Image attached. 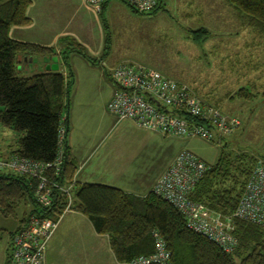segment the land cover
Masks as SVG:
<instances>
[{"label": "rangeland", "instance_id": "obj_1", "mask_svg": "<svg viewBox=\"0 0 264 264\" xmlns=\"http://www.w3.org/2000/svg\"><path fill=\"white\" fill-rule=\"evenodd\" d=\"M48 1L35 0L33 15L43 16ZM59 2L66 4V0ZM220 2L215 0L216 11L207 22L209 36L201 45L194 42L192 35L203 28L193 17L197 10H182L181 5L177 10L173 0H165L153 15L135 14L120 2L99 14L105 33L100 52L103 66L100 60L101 65L90 71L79 56H71L69 61L75 76L69 96L71 141L84 157L93 155L85 173L93 174L95 182L148 195L149 188L153 189L159 176L182 151L194 153L213 167L226 144L230 151L264 162V36L248 27L227 1H223L226 8ZM68 4L69 8L58 6L60 10L53 12L63 15L64 24L77 15H89L83 7L85 1L70 0ZM90 17V23L94 22V17ZM33 32L36 31L26 35ZM42 59L30 58L19 67L20 76L47 73L48 66H43ZM121 64L150 68L186 85L204 103L239 119L241 128L224 141L209 144L200 139L165 138L142 131L130 121L117 124L107 106L114 92L110 72ZM62 67L60 72L71 78L70 68L65 64ZM87 71L91 79H87ZM246 88L254 96L249 101L239 96V91ZM12 135L4 148L15 150L17 135ZM4 154L0 150V159ZM32 211L31 205H22L12 218L0 216V264H6L9 240L19 222L29 218ZM64 217L85 220L82 215ZM79 229L83 230V225L70 227L68 235L62 231V236L59 234L54 243H49L46 264H72L70 253L80 246L76 243ZM82 238L88 239L86 235Z\"/></svg>", "mask_w": 264, "mask_h": 264}, {"label": "trees", "instance_id": "obj_2", "mask_svg": "<svg viewBox=\"0 0 264 264\" xmlns=\"http://www.w3.org/2000/svg\"><path fill=\"white\" fill-rule=\"evenodd\" d=\"M158 1L156 10L147 15L162 8L164 0ZM226 1L248 27L264 36V0ZM31 5L32 0H0V133L10 130L17 135L15 150L9 147V154L2 158L21 156L53 164L60 152L61 130L65 129L61 170L57 176L55 171L51 172L49 177L59 186L67 187L78 173V164L68 143L69 96L75 84L70 56L77 54L93 65L100 61L93 60L78 42L68 39L64 42L67 48L62 56L64 64L70 68L71 78L67 79L60 72L21 77L19 67L25 59L58 56L52 48L16 42L10 37L13 28L31 25L27 16ZM125 5L133 13L140 14ZM192 35L194 42L201 45L207 40L209 31L202 29ZM239 96L246 101L254 97L247 89L239 91ZM259 161L249 154L230 151L226 144L220 149L217 163L197 184L191 199L213 213L232 217ZM37 187L36 180L0 173V216L12 218L20 206L33 207L29 218L19 222L17 230L36 216L59 221L65 215L67 196L54 189L53 205L44 209L36 202ZM71 212L86 217L98 235L109 238L112 252L121 264L155 254L154 232L166 242L172 264H264V229L233 219L238 248L235 253L226 254L207 238L189 231L184 217L152 191L145 197H137L113 187L76 183ZM7 264H11L10 254Z\"/></svg>", "mask_w": 264, "mask_h": 264}, {"label": "built area", "instance_id": "obj_3", "mask_svg": "<svg viewBox=\"0 0 264 264\" xmlns=\"http://www.w3.org/2000/svg\"><path fill=\"white\" fill-rule=\"evenodd\" d=\"M111 2L125 3L140 14H150L159 5L158 0H86L98 14ZM110 77L115 93L107 109L117 124L130 121L145 132L166 138L200 139L209 144L231 137L242 126L239 119L204 103L189 87L156 70L121 64L110 72ZM65 134V129H62L60 152L55 163L45 164L21 156L2 158L0 173H13L36 180V202L44 209L52 207L54 189H58L68 199L66 214L71 211L76 181L61 187L49 177L51 172L55 171L57 176L61 170ZM211 168L194 153L182 151L157 180L152 192L184 217L189 231L207 238L226 254H233L238 248L233 219L264 229V162L260 160L255 166L232 217L213 213L191 199L197 184ZM60 221L36 216L18 229L11 239V264H46L48 245ZM154 239L155 254L139 257L128 264H172L164 239L157 232H154Z\"/></svg>", "mask_w": 264, "mask_h": 264}, {"label": "crops", "instance_id": "obj_4", "mask_svg": "<svg viewBox=\"0 0 264 264\" xmlns=\"http://www.w3.org/2000/svg\"><path fill=\"white\" fill-rule=\"evenodd\" d=\"M59 1L61 0H49L46 4V10L43 16H35L33 15V9L35 8V0H32V5L30 6L28 13H27L28 18L31 20V25L27 27L13 28L10 32V37L16 42H20L24 44H33V45L41 46L44 48L54 49L56 53L58 54L57 57L59 59L60 70L58 72H60L61 69L63 68L62 65L64 64V60H63L62 54L66 51V48H67L64 42L68 39H73L76 42H78L88 51V53L90 54L89 56L91 58L95 57L96 61L97 60L100 61L101 60L100 52L105 43V37H104L105 33L103 30L104 27H102V24H103L102 16H99V14L86 3V0H83L85 1V5L83 7L88 12L89 15L85 16L84 18L82 16L77 15L74 17L75 20L67 19L68 20L67 24H64L63 15L62 14L57 15V14H54L53 12H55L54 9H56V11L60 10L58 6H61V7L63 6L64 9L69 8L70 4H68V2L70 0H66V4L65 2H59ZM223 1L226 4V0H221L220 3L222 4V6L226 8V5L223 4ZM173 2L176 4L177 10L179 7L178 5H181L182 10H189V11L197 10V12H193V17L196 18L197 24L199 23V26L202 25L203 28L201 29L207 30L208 19L212 18V14L216 11L215 0H173ZM116 3L118 2H111L110 4L105 5L104 8L106 9V11H108L110 7L117 5ZM164 4H165V0L163 2V6ZM90 15L94 17V22L92 21V23H90V19L92 20ZM61 18H63L62 21H59ZM100 22H102V24ZM96 29H98L99 32ZM32 31H36V32L31 33V35H26L27 33L32 32ZM95 41H97V43ZM71 56H79V55L74 54ZM42 58H43L42 64L44 67H47V66L49 67L50 65H52V58H48V57H42ZM80 58L84 62H86L87 69L90 71H95L96 67L102 64V61H101V64H99L100 63L99 62L97 65H93L85 61L82 57ZM27 61L29 60L27 59ZM23 64H21L20 66H22ZM101 66H103V64ZM86 76H87V79L92 78L91 73L89 71H87ZM114 93H115V88H114L113 94ZM12 133L13 132L10 130H2V132L0 133V150L3 149L5 151L4 156L5 155L7 156L9 154L8 150L10 151V149L4 148V145L8 143V140L13 139ZM71 134L73 136V133H71V127H70L68 143L71 149V154L75 158L78 164V173L75 177L76 183L81 184V185L90 184V185H102V186L111 187L110 185H107V184L95 182L93 180V177H94L93 174L85 173L86 168L89 166V164L92 161L91 159L93 158L92 157L93 155L90 154L89 156L84 157L83 151H81V149L78 147L76 148L74 141L73 140L71 141ZM87 149L90 150L89 148ZM164 173L165 172H163V174ZM163 174H161L159 178ZM117 189H120L127 194L134 195L137 197L147 196V195H143L142 194L143 192L140 190H136V192H131V191L123 190L121 188H117ZM149 190L150 192L152 191L151 187L149 188ZM68 214L80 215L75 212L69 211L64 216ZM83 218H85V220L84 219H74V218L65 219V217L62 218L60 221L58 230L56 231L50 243H54V241L56 240L58 235L62 233V231H64V234L68 235L71 232L70 227H79L83 225V228H84L83 230H80V229L77 230L76 236L78 237V240L76 241V243L80 244V246H78L76 251H73L70 253V257L72 260L71 263L72 264H121L117 261L114 253L112 252V249L110 247L109 238L106 236L98 235L92 223L86 217H83ZM66 221L67 223L65 224L64 222ZM60 235L62 236V234ZM85 235L88 238L87 240L82 238ZM79 238H82V239L79 240ZM10 245H11V238L8 244L9 248H10ZM9 248H7L6 250V264L8 260V255L10 254Z\"/></svg>", "mask_w": 264, "mask_h": 264}, {"label": "water", "instance_id": "obj_5", "mask_svg": "<svg viewBox=\"0 0 264 264\" xmlns=\"http://www.w3.org/2000/svg\"><path fill=\"white\" fill-rule=\"evenodd\" d=\"M25 61H27V59H25ZM59 70H60L59 59H58V57H53L52 58V65H50L47 68V71L48 72H58Z\"/></svg>", "mask_w": 264, "mask_h": 264}]
</instances>
